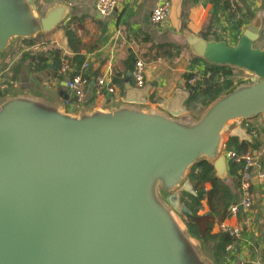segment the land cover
Masks as SVG:
<instances>
[{
    "label": "water",
    "instance_id": "water-1",
    "mask_svg": "<svg viewBox=\"0 0 264 264\" xmlns=\"http://www.w3.org/2000/svg\"><path fill=\"white\" fill-rule=\"evenodd\" d=\"M45 2L0 0V65L14 43L72 17ZM261 31L254 18L230 46L183 30L193 57L242 73L198 113L133 101L70 113L68 78L59 92L26 78L0 99V264H217L182 218L181 193L202 162L227 182L228 138L264 117Z\"/></svg>",
    "mask_w": 264,
    "mask_h": 264
},
{
    "label": "crops",
    "instance_id": "crops-1",
    "mask_svg": "<svg viewBox=\"0 0 264 264\" xmlns=\"http://www.w3.org/2000/svg\"><path fill=\"white\" fill-rule=\"evenodd\" d=\"M55 1L57 0H46L43 7L46 9ZM61 1L73 8L72 17L63 27L50 34L41 35L33 41L19 42H34L35 46L40 47L50 42L62 50L67 57L73 58L75 50L69 46L66 29L71 25L72 29H77L82 46L86 47L80 49L81 55L85 58L83 68L99 71L100 76L110 75L115 87L114 94H104L97 98L94 96V82H92L87 102L83 107L102 109L133 101L159 106L174 113L194 114L202 111L205 107L198 109L199 105L191 102L193 92L189 87L191 84L189 78L195 73L203 75L207 68L212 66L193 57L184 46L182 38L184 29L194 34H203L207 40L226 41L230 46H235L250 22L254 18H259L262 21V31L257 45L264 48V0H234L232 3L226 0H122L117 11L109 17L98 14L97 0ZM165 1L171 3V14L165 23L154 24L151 21L153 10ZM41 38L43 41L37 44V40ZM94 46H99V50L90 52ZM169 48L175 52L176 48H179L182 54L179 58L175 54L167 57L164 51ZM13 54L14 51L0 65V68L5 69L12 66V79L16 82L4 97L12 94L22 80H27L26 78L31 80L39 77L42 84L31 81L32 84L37 87L45 86L52 92L61 90L63 81L54 77L53 64L47 71L35 73L31 70L29 62L20 61L22 54L16 57ZM132 57L145 61L149 66L144 88H137L132 79L135 66ZM233 71L235 72L233 77L242 75L239 71ZM69 95L71 99L70 92ZM66 106L70 113L81 109L67 104ZM249 122L252 123L245 127V122L228 138L229 141L234 137L239 145L248 144L245 153H251L258 159L257 167L251 172L252 209L250 211L241 209L236 218L229 217L223 223L241 231L234 245L227 248L232 264H264V182L258 179V173L264 172V117ZM229 163L231 166V162ZM230 176L227 182L220 181V183L235 193L232 208L241 202L240 185L243 176L240 174L232 176L231 170ZM206 187L207 190L212 189L211 184H207ZM209 212L210 207L205 200L200 215L205 216ZM221 231V226L216 225L213 234ZM213 252L212 250L214 258Z\"/></svg>",
    "mask_w": 264,
    "mask_h": 264
},
{
    "label": "trees",
    "instance_id": "trees-1",
    "mask_svg": "<svg viewBox=\"0 0 264 264\" xmlns=\"http://www.w3.org/2000/svg\"><path fill=\"white\" fill-rule=\"evenodd\" d=\"M71 26L67 27L66 36L69 46L75 50L73 58L67 57L62 50L50 42L44 43L38 51H33V47H35L34 42H20L14 50L13 56L16 57L18 54H22L20 61L29 62L31 70L35 73H43L50 69L51 64H53L52 68H55L54 77L60 81H63L65 77L60 75L59 71L66 64L69 66V73L72 77L82 74L92 84L101 73L90 68H83L85 58L81 55L80 49L85 46H82L83 44L78 36L77 29H72ZM176 49V52L175 50H170V48L165 49V56L171 57L175 54L179 58L182 50ZM97 50H99V46H94L90 52H96ZM132 60L134 64L137 61L133 57ZM2 68H0V72L3 71ZM234 75L235 72L230 68L208 67L203 73L201 80L189 85L193 92L191 102L199 105L200 108L198 109L208 106L217 96L232 86V77ZM193 77L192 75L189 81ZM4 94L0 92V99L4 97ZM250 123L252 122L248 121L244 126L246 127ZM248 146L245 143L239 145L234 137H231L226 144V150L243 154L247 151ZM230 167L232 176L243 175L242 165L231 163ZM190 183L193 193L182 191L181 205H184L188 210L187 213L183 214V217L187 221L191 233L200 239L205 246L212 248L217 264H232L233 261L231 257L229 258L230 254L227 248L234 245L238 238L223 231L213 234V230L216 225L221 226L230 217V208L235 201L234 191L226 186H222L220 181L214 178V168L208 162H202L195 166L190 176ZM207 184L212 185L211 190H207ZM205 200L208 201L210 212L205 216H201L200 212Z\"/></svg>",
    "mask_w": 264,
    "mask_h": 264
},
{
    "label": "built area",
    "instance_id": "built-area-1",
    "mask_svg": "<svg viewBox=\"0 0 264 264\" xmlns=\"http://www.w3.org/2000/svg\"><path fill=\"white\" fill-rule=\"evenodd\" d=\"M230 3L234 0H226ZM122 0H97L96 11L103 17H109L119 8ZM171 3L165 1L153 10L151 21L154 24L165 23L171 14ZM39 45L33 47V51H38ZM12 66L0 72V92L6 93L10 88L16 85V82L12 79ZM149 66L143 60H137L132 71V79L137 88H144L147 82ZM69 66L64 65L59 71V74L68 78V91L71 94V99L66 102L69 106L75 108H82L87 102L88 91L91 88L90 81L85 78L82 74L71 76L69 73ZM191 80V84H195L197 81L202 79V74L195 73ZM210 76V75H209ZM94 93L97 98L104 94L112 95L115 93V87L113 85L110 75L104 74L98 77L93 84ZM227 159L231 163H236L243 166V181L241 182L240 189L242 192L241 202L234 205L231 208L230 217L236 218L243 209L244 211H250L253 207V182L251 177L252 170L257 167L258 159L251 153L239 154L235 151H226ZM258 179L264 182V172L258 173ZM221 230L226 233H230L232 236L239 238L241 231L234 229L225 224L221 225ZM244 264V263H243Z\"/></svg>",
    "mask_w": 264,
    "mask_h": 264
},
{
    "label": "rangeland",
    "instance_id": "rangeland-1",
    "mask_svg": "<svg viewBox=\"0 0 264 264\" xmlns=\"http://www.w3.org/2000/svg\"><path fill=\"white\" fill-rule=\"evenodd\" d=\"M42 41H43V38L37 40L36 43H37V44H41ZM19 44H20V42H16V43H14V45H13L12 48H11L10 55H8V57L11 56L12 52L18 47ZM193 104H196V103L193 102ZM182 218L184 219L183 215H182ZM184 220H185V219H184ZM185 221H186V220H185ZM186 223H187V221H186ZM205 248H206V250H207L209 253H212V248H209V247H207V246H205Z\"/></svg>",
    "mask_w": 264,
    "mask_h": 264
}]
</instances>
